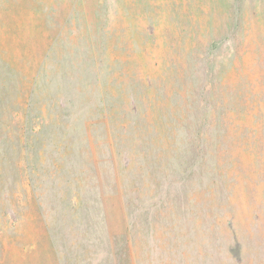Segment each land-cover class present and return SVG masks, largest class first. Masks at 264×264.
Segmentation results:
<instances>
[{
	"label": "rangeland",
	"instance_id": "rangeland-1",
	"mask_svg": "<svg viewBox=\"0 0 264 264\" xmlns=\"http://www.w3.org/2000/svg\"><path fill=\"white\" fill-rule=\"evenodd\" d=\"M50 252L264 264V0H0V264Z\"/></svg>",
	"mask_w": 264,
	"mask_h": 264
},
{
	"label": "crops",
	"instance_id": "crops-1",
	"mask_svg": "<svg viewBox=\"0 0 264 264\" xmlns=\"http://www.w3.org/2000/svg\"><path fill=\"white\" fill-rule=\"evenodd\" d=\"M55 257H56V255H55ZM38 261H39V259H37V258H34V257L31 258L32 264H38ZM46 264H59V263H58L56 258L54 259V257L51 256V252H50V257H48V262H46Z\"/></svg>",
	"mask_w": 264,
	"mask_h": 264
}]
</instances>
